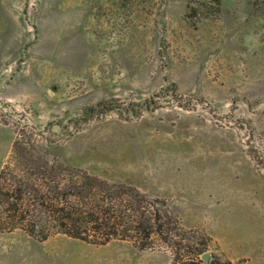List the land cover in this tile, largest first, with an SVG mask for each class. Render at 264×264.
<instances>
[{
	"label": "rangeland",
	"instance_id": "rangeland-1",
	"mask_svg": "<svg viewBox=\"0 0 264 264\" xmlns=\"http://www.w3.org/2000/svg\"><path fill=\"white\" fill-rule=\"evenodd\" d=\"M20 131L164 200L204 264H264V0H0V170ZM3 234L0 264L90 247Z\"/></svg>",
	"mask_w": 264,
	"mask_h": 264
},
{
	"label": "trees",
	"instance_id": "trees-1",
	"mask_svg": "<svg viewBox=\"0 0 264 264\" xmlns=\"http://www.w3.org/2000/svg\"><path fill=\"white\" fill-rule=\"evenodd\" d=\"M39 137L17 132L0 170L1 233L20 230L40 242L61 234L94 246L128 241L141 251L169 252L171 264H204L209 238L189 243L185 235L195 232L183 229L164 200L66 166ZM211 258L210 264H235Z\"/></svg>",
	"mask_w": 264,
	"mask_h": 264
},
{
	"label": "crops",
	"instance_id": "crops-1",
	"mask_svg": "<svg viewBox=\"0 0 264 264\" xmlns=\"http://www.w3.org/2000/svg\"><path fill=\"white\" fill-rule=\"evenodd\" d=\"M17 231L20 230H16L3 235H14ZM20 232L23 233L22 231ZM47 240L39 243H44ZM87 245L90 247L80 248L76 257V259L78 260L76 264H143L146 262V259L149 262L151 255L156 256L160 259L164 258L165 260L167 256L165 255V253L153 250H138L128 241H111L104 246H94L91 244ZM86 254H88L89 258L85 256ZM152 259L154 262V257H152ZM247 262L248 259H246V261L241 264H246Z\"/></svg>",
	"mask_w": 264,
	"mask_h": 264
},
{
	"label": "water",
	"instance_id": "water-1",
	"mask_svg": "<svg viewBox=\"0 0 264 264\" xmlns=\"http://www.w3.org/2000/svg\"><path fill=\"white\" fill-rule=\"evenodd\" d=\"M203 258H206V255H203Z\"/></svg>",
	"mask_w": 264,
	"mask_h": 264
}]
</instances>
